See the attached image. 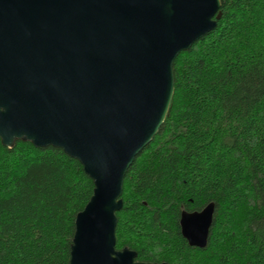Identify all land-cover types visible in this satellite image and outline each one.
Returning a JSON list of instances; mask_svg holds the SVG:
<instances>
[{
  "label": "trees",
  "instance_id": "obj_1",
  "mask_svg": "<svg viewBox=\"0 0 264 264\" xmlns=\"http://www.w3.org/2000/svg\"><path fill=\"white\" fill-rule=\"evenodd\" d=\"M220 3L174 60L166 119L124 178L115 248L138 262L264 264V0ZM93 188L61 149L0 142V264H69ZM211 202L207 246L190 247L180 214Z\"/></svg>",
  "mask_w": 264,
  "mask_h": 264
},
{
  "label": "water",
  "instance_id": "obj_2",
  "mask_svg": "<svg viewBox=\"0 0 264 264\" xmlns=\"http://www.w3.org/2000/svg\"><path fill=\"white\" fill-rule=\"evenodd\" d=\"M220 0H0V142L61 149L93 182L69 264L138 262L116 250L125 175L163 125L173 63L213 31ZM215 205L182 211L190 247L207 246Z\"/></svg>",
  "mask_w": 264,
  "mask_h": 264
}]
</instances>
